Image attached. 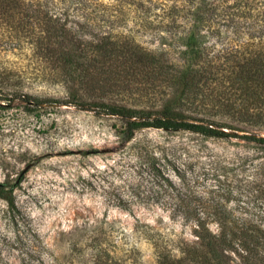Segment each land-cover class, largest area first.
<instances>
[{"label": "rangeland", "instance_id": "obj_1", "mask_svg": "<svg viewBox=\"0 0 264 264\" xmlns=\"http://www.w3.org/2000/svg\"><path fill=\"white\" fill-rule=\"evenodd\" d=\"M157 35L137 32L154 48ZM143 82L87 83L33 62L29 52L0 50V185L15 201L0 196V264H158L155 243L174 246L177 257L182 244H195L180 217L187 211L223 210L264 229V142L250 137H264V122L239 124L173 106L236 129L210 136L145 127L129 138L127 119L138 118L95 104L155 116L177 99L180 87ZM223 252L205 264H264V245L250 255Z\"/></svg>", "mask_w": 264, "mask_h": 264}, {"label": "trees", "instance_id": "obj_2", "mask_svg": "<svg viewBox=\"0 0 264 264\" xmlns=\"http://www.w3.org/2000/svg\"><path fill=\"white\" fill-rule=\"evenodd\" d=\"M148 30L158 33L155 48L138 39L137 32ZM0 50L29 52L33 62L57 69L60 76L80 74L87 83L113 86L143 80L180 87L177 99L155 116L95 104L107 114L138 118L127 119L129 138L145 127L210 136L236 129L231 123L175 112L173 106L239 124L264 122V0H0ZM174 53L177 58H169ZM250 137L264 142L262 136ZM155 169L177 190L173 195L181 197L173 181ZM0 196L15 205L12 190L0 185ZM180 217L196 242L177 248L180 257L174 246L155 243L158 264H205L220 260L223 249L250 255L264 245L263 228L248 226L230 212L187 211Z\"/></svg>", "mask_w": 264, "mask_h": 264}]
</instances>
